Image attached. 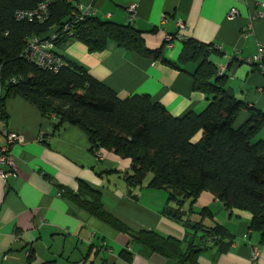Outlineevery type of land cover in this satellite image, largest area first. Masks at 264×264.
<instances>
[{
	"label": "crops",
	"instance_id": "obj_1",
	"mask_svg": "<svg viewBox=\"0 0 264 264\" xmlns=\"http://www.w3.org/2000/svg\"><path fill=\"white\" fill-rule=\"evenodd\" d=\"M74 4L91 8L101 21L132 24L151 51L162 49L167 37L180 36L164 52L174 63L186 40L214 46L219 54L211 61L224 70L226 89L250 109L264 113V62L262 69L248 62L264 46V0H76ZM233 9L239 14L230 19ZM259 13L261 17L256 16ZM64 55L84 65L121 100L147 95L176 118L191 112L200 115L209 106L205 95L193 90L196 64L180 72L113 43L97 54L76 43ZM2 95L0 84V99ZM6 110L9 121L0 122V154L8 135L17 134L22 141L11 146L16 173L7 180L0 177V264H29L31 255L30 264H179L92 217L63 195L62 189L78 192L80 183L100 193L105 210L135 233L155 232L185 242V247L200 242L202 234L194 238L184 222L166 215L176 206H168L165 191L144 188L129 195L124 175L131 170V160L106 150L98 159L85 132L67 127L53 133L56 120L46 119L21 98L9 99ZM250 118V111H242L235 128ZM258 141L264 142V128ZM0 169L9 170L2 165ZM204 209L214 216L204 226L211 228L214 222L223 226L230 242L222 246L209 242L198 264H264V247L260 235L251 231L250 213L227 211L213 194L204 192L192 208L190 202L185 204L184 221L200 222Z\"/></svg>",
	"mask_w": 264,
	"mask_h": 264
},
{
	"label": "trees",
	"instance_id": "obj_2",
	"mask_svg": "<svg viewBox=\"0 0 264 264\" xmlns=\"http://www.w3.org/2000/svg\"><path fill=\"white\" fill-rule=\"evenodd\" d=\"M75 1L0 0V122L8 124L7 101L21 98L46 119L56 120L53 133L77 127L88 135L94 155L106 150L131 160V170L124 175L129 195L144 188L165 191L168 206H176L171 210L182 216L180 221L188 233L194 238L202 234L199 243L191 241L185 247V242L172 237L131 231L105 210L101 194L85 183H80L76 193L62 189L63 195L153 253L179 264H198L209 242L220 246L227 243L230 236L223 226L215 222L211 228L204 226L206 219L214 220L209 210L201 211L198 223L184 221L185 204L190 202L192 208L204 192L213 194L227 211L250 213L251 231L260 235L264 247V142H255L264 128V113L250 109L226 89V78L211 61L219 54L217 49L189 39L183 43L178 62H171L164 56L168 43L151 51L143 33L132 24L101 21L95 13L80 19ZM44 3H51L46 23L16 19L17 12L33 11ZM54 35H59L55 54L64 63L59 73L41 69L24 58L31 40L48 41ZM76 43L84 45L90 54L105 52L113 43L180 72L196 64L193 90L205 95L209 106L200 115L191 112L176 118L147 95L121 100L94 79L84 65L64 55ZM244 110L250 111L251 118L236 129L235 122ZM32 260L33 255L29 264Z\"/></svg>",
	"mask_w": 264,
	"mask_h": 264
},
{
	"label": "built area",
	"instance_id": "obj_3",
	"mask_svg": "<svg viewBox=\"0 0 264 264\" xmlns=\"http://www.w3.org/2000/svg\"><path fill=\"white\" fill-rule=\"evenodd\" d=\"M74 1V0H69ZM50 6L51 3L41 4L36 10L33 11H19L16 13V19L18 21H29L46 23L50 17ZM77 13L80 19L92 17L94 12L91 8L83 7L82 5H76ZM130 12L133 13V19L135 18L136 7L130 8ZM239 12L237 9H233L230 13L229 18L235 19ZM257 17H261V14H256ZM184 28V27H182ZM68 31V28L65 32ZM59 35H54L52 39L48 41H42L39 39H33L29 42L27 49L24 53V58L29 63L37 65L41 69H46L54 73H59L64 67L63 61L55 54V41L58 40ZM174 40H181L180 36L167 37L168 46H171ZM251 65L257 66L259 69L263 68L264 62V46L260 47L258 54L248 61ZM220 76H224V70L220 71ZM44 142V135L41 139ZM22 139L17 134L8 135V145L2 149L0 154V165L9 168L8 171L0 169V177L7 180L9 177L16 173V165L11 152V146L17 142H21ZM96 157L102 159V153L97 152ZM259 253L257 250L254 251V261H257Z\"/></svg>",
	"mask_w": 264,
	"mask_h": 264
},
{
	"label": "water",
	"instance_id": "obj_4",
	"mask_svg": "<svg viewBox=\"0 0 264 264\" xmlns=\"http://www.w3.org/2000/svg\"><path fill=\"white\" fill-rule=\"evenodd\" d=\"M134 200H137L136 198H133ZM166 215H168V216H171V217H173V218H177L178 220H181L182 219V216H180V215H177V213L176 212H173L171 209H167L166 210Z\"/></svg>",
	"mask_w": 264,
	"mask_h": 264
},
{
	"label": "rangeland",
	"instance_id": "obj_5",
	"mask_svg": "<svg viewBox=\"0 0 264 264\" xmlns=\"http://www.w3.org/2000/svg\"><path fill=\"white\" fill-rule=\"evenodd\" d=\"M150 178H151V176H149L146 181H148Z\"/></svg>",
	"mask_w": 264,
	"mask_h": 264
}]
</instances>
